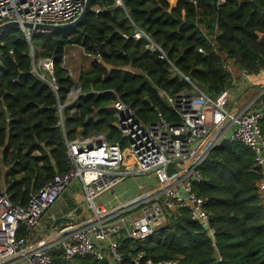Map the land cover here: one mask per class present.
I'll list each match as a JSON object with an SVG mask.
<instances>
[{
    "label": "trees",
    "instance_id": "trees-1",
    "mask_svg": "<svg viewBox=\"0 0 264 264\" xmlns=\"http://www.w3.org/2000/svg\"><path fill=\"white\" fill-rule=\"evenodd\" d=\"M172 1L122 0L118 5L91 0L78 24L33 34L30 44L17 26L0 32V188L14 204L26 205L31 193L67 171L66 139L102 131L124 145L112 106L117 96L144 123L155 121L159 111L178 121L160 90L175 95L194 84L215 97L230 82L226 62L234 59L249 71L258 70V62L264 65V0H225L217 6L213 0ZM137 30L167 58L157 48L149 50L146 37L133 36ZM70 44L101 56L80 73L81 93L65 104L75 84L63 64ZM39 56L52 58L51 72L37 68ZM260 126L264 133V118ZM200 170L204 180L194 189L206 200L213 237L183 209L143 245L122 238L120 264H132L139 252L155 261L177 259V264H264L261 175L252 152L241 142L225 140ZM52 264L110 263L90 256L66 261L55 250Z\"/></svg>",
    "mask_w": 264,
    "mask_h": 264
},
{
    "label": "built area",
    "instance_id": "built-area-1",
    "mask_svg": "<svg viewBox=\"0 0 264 264\" xmlns=\"http://www.w3.org/2000/svg\"><path fill=\"white\" fill-rule=\"evenodd\" d=\"M85 1L0 0V26L17 22L30 44L33 34L50 32L42 25L77 18ZM114 1L122 5V0ZM224 1L217 0V4ZM133 36L146 37L147 48H157L161 51L159 56L167 58L143 31L137 30ZM86 54L97 60L101 56L99 52ZM233 63H236L234 59L226 62L228 70ZM40 64L52 71L51 57L42 59ZM258 66L259 70L264 68L261 62ZM240 67L243 75L249 73L246 67ZM34 70L38 75V70ZM67 74L72 75L70 69ZM80 93V84L76 82L67 93L65 104H71ZM160 94L178 115V121L168 120L159 111L155 121L144 123L117 96L112 106L116 126L125 137L124 145L119 140H108L102 131L66 139L67 171L55 174L38 191L31 193L24 206L14 204L5 189L0 188V264H52L55 250H59L66 261L90 256L120 264L122 238L142 240L155 234L183 209L188 210L193 221L201 226L207 224L206 232L213 237L206 200L195 191L194 185L204 180L201 163L225 140L241 142L252 152L253 167L261 175L257 188L264 215V133L260 126L264 100H257V96L240 108L231 107L226 105L228 90L212 97L194 84L175 95L164 90H160ZM59 105L61 110L63 105ZM59 124H63L62 115ZM174 134L183 136L174 138ZM134 175L147 176L154 185L145 187L144 181L138 185L136 196L117 206L96 204L98 197ZM71 190L76 207L63 216L61 229L51 227L46 231L45 226H51L55 220V214L47 213ZM83 208L84 213L78 215ZM131 261L132 264H177V259L155 261L144 252L134 255Z\"/></svg>",
    "mask_w": 264,
    "mask_h": 264
},
{
    "label": "crops",
    "instance_id": "crops-1",
    "mask_svg": "<svg viewBox=\"0 0 264 264\" xmlns=\"http://www.w3.org/2000/svg\"><path fill=\"white\" fill-rule=\"evenodd\" d=\"M71 46H75L78 49V51L81 50L80 52H78L76 50L78 52L77 53L78 55L79 54H85L86 55V51L84 50V48L81 45L70 44V45H67L66 48L69 49ZM65 51H66V49H65ZM75 57H77V56H75ZM65 59H66V55L64 52L63 64L65 63ZM230 67H231V69L229 70L230 82L225 87V89L228 90L229 95L230 94L232 95L233 102H232L231 107L235 106L236 108H240L244 104H246L247 102H249L250 100H252L253 98H255L257 96H258L257 100L263 101L264 100V68L260 69V70L258 69L256 71H249L248 74L243 75L241 73V67L239 66L238 63H233ZM66 68L69 69L68 67H66ZM89 69H90V67L86 66V67H84L83 72L88 71ZM70 71H71V69H70ZM71 74H72V72H71ZM79 76H80V73H79L77 78H79ZM76 82H78V79L75 80V83ZM125 182H123L122 184H120L116 188H118V192L126 194L127 196L124 199L119 200L117 204H114L112 206H117L120 203L127 202L128 200H130L131 198H133L134 196L137 195L138 189H137V191L135 190L134 192H128V190L126 189ZM143 182L144 181H141L140 183H138V185L143 183ZM70 194H71V192H67L64 195L68 197ZM73 199L74 198L71 196L70 199H68V203L63 196L59 199V201L57 202V204L59 205L58 206L59 208H57V210L55 211L57 204L54 206V208H52V211H53L52 214H55L54 218L53 217L52 218L55 220L52 221V224L50 227L47 228L45 226V228H47L46 230H49L51 227H57V223H59L60 220H62L64 218L63 216L65 214H67V212L69 210H72L76 207L75 201ZM39 233L40 232H38L35 237H37V235H39ZM18 264H27V263L26 262H20Z\"/></svg>",
    "mask_w": 264,
    "mask_h": 264
},
{
    "label": "rangeland",
    "instance_id": "rangeland-1",
    "mask_svg": "<svg viewBox=\"0 0 264 264\" xmlns=\"http://www.w3.org/2000/svg\"><path fill=\"white\" fill-rule=\"evenodd\" d=\"M170 3H173V1L170 0ZM76 50L78 51V49L75 46H71L69 49L66 48V51H65L66 59H65V63H64V65L66 67L71 69V72H72L71 77L74 80L78 79L77 77H78L79 73L83 72L84 67H86V66L91 67V61H92V57L90 55H88V54H86V55L85 54H79L78 55L77 53L80 52L81 50H79L78 52ZM36 52L40 55L42 53V48L39 46L36 49ZM74 55L77 57H75ZM44 58L45 57H41V56L37 57V59H36L37 60V68L39 70H48L49 71L50 69H48V68L44 67L42 64H40V61ZM39 70H38V73H41ZM232 102H233V99H232V95L230 94L228 102L226 105L230 106V105H232ZM141 181H145V185H144L145 187L147 185H154L152 180L148 179L147 176H143V175L130 176L125 182L126 189L128 190V192H134L135 190L137 191L138 183H140ZM72 193H73V190H71L70 195H72ZM70 195L68 197L63 195V197L65 198L67 203H68V199H70V197H71ZM126 196H127L126 194L118 192V188H115L113 191H109V192L103 194L102 196L98 197L95 202H96V204L103 205L104 207H111L112 205L117 204L119 200L124 199ZM58 206L59 205L57 204L55 211L57 210V208H59ZM84 211H85L84 208L79 210L78 215H81V213H84ZM52 212L53 211L51 209L47 213V215L51 214ZM45 219H46V217L43 219V221H45ZM62 224H63V220H60V222L57 223L56 229H61ZM46 227L48 228L50 226L47 225ZM46 231H48V230H46ZM136 241L134 239L133 241H131L130 245L135 246L136 244H140V245L144 244L143 239L142 240H136Z\"/></svg>",
    "mask_w": 264,
    "mask_h": 264
},
{
    "label": "water",
    "instance_id": "water-1",
    "mask_svg": "<svg viewBox=\"0 0 264 264\" xmlns=\"http://www.w3.org/2000/svg\"><path fill=\"white\" fill-rule=\"evenodd\" d=\"M90 4H91V0H86L85 4H84V8L81 11V13L77 16V18H75L74 20H72L70 22L61 23V24H44L42 26L47 28L49 31H54V30H57V29H62V28H67V27L74 26V25L78 24L83 19L84 15L86 14L88 9L90 8ZM213 5L217 6V0H213ZM256 9H257V5L254 3L253 4V10H256ZM262 12H264V10H262ZM17 25H18L17 22H9V23L3 24V25L0 26V32L3 31L6 27L17 26ZM24 25L31 26L32 24L31 23H24ZM38 75L41 78L44 77L43 74H41V73H38ZM59 107H61V105H59ZM186 134L188 135L189 132H187ZM172 136L174 138H180L183 135L182 134H179V135L174 134ZM202 227H203L204 230H208V225L207 224L202 225Z\"/></svg>",
    "mask_w": 264,
    "mask_h": 264
}]
</instances>
